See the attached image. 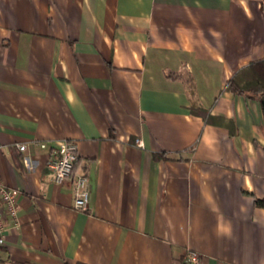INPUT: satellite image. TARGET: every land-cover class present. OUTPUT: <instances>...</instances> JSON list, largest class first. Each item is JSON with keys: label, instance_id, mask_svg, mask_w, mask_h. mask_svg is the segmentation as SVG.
I'll list each match as a JSON object with an SVG mask.
<instances>
[{"label": "crops", "instance_id": "crops-1", "mask_svg": "<svg viewBox=\"0 0 264 264\" xmlns=\"http://www.w3.org/2000/svg\"><path fill=\"white\" fill-rule=\"evenodd\" d=\"M262 59L264 0H0L2 262L264 264V110L227 88ZM63 140L88 211L48 175Z\"/></svg>", "mask_w": 264, "mask_h": 264}, {"label": "built area", "instance_id": "built-area-1", "mask_svg": "<svg viewBox=\"0 0 264 264\" xmlns=\"http://www.w3.org/2000/svg\"><path fill=\"white\" fill-rule=\"evenodd\" d=\"M142 145L141 140L138 141ZM42 147H48L47 142L41 143ZM25 150L26 144L19 145ZM80 155L78 145L74 140H63L53 148L47 160L48 175L52 181L63 183L70 180L73 185L74 207L77 210H89L90 178L87 170H75ZM18 191L8 186L0 178V252L7 242L8 232L18 224L19 198ZM0 264H4L0 255ZM184 264H203L201 253L189 247L186 251Z\"/></svg>", "mask_w": 264, "mask_h": 264}, {"label": "trees", "instance_id": "trees-1", "mask_svg": "<svg viewBox=\"0 0 264 264\" xmlns=\"http://www.w3.org/2000/svg\"><path fill=\"white\" fill-rule=\"evenodd\" d=\"M227 88L236 94L259 99L264 110V59L240 69L228 81ZM256 203L264 207V198H257Z\"/></svg>", "mask_w": 264, "mask_h": 264}]
</instances>
